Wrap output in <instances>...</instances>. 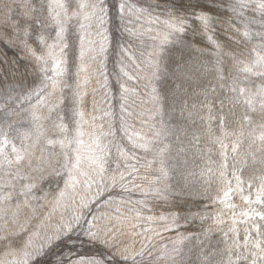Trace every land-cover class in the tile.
<instances>
[{"label": "snow or ice", "instance_id": "1", "mask_svg": "<svg viewBox=\"0 0 264 264\" xmlns=\"http://www.w3.org/2000/svg\"><path fill=\"white\" fill-rule=\"evenodd\" d=\"M0 264H264V0H0Z\"/></svg>", "mask_w": 264, "mask_h": 264}]
</instances>
